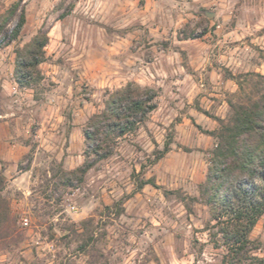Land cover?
Here are the masks:
<instances>
[{
  "label": "rangeland",
  "instance_id": "obj_1",
  "mask_svg": "<svg viewBox=\"0 0 264 264\" xmlns=\"http://www.w3.org/2000/svg\"><path fill=\"white\" fill-rule=\"evenodd\" d=\"M17 1L0 0V16ZM39 30L41 80L22 87L16 50ZM227 72L264 76V0H20L0 30L1 194L13 219L0 264H223L208 207L188 211L177 196H198L207 132L240 96ZM128 82L153 89L156 107L82 179L69 175L87 158L88 118ZM136 178L157 187L136 191ZM248 237L264 258V215Z\"/></svg>",
  "mask_w": 264,
  "mask_h": 264
},
{
  "label": "trees",
  "instance_id": "obj_2",
  "mask_svg": "<svg viewBox=\"0 0 264 264\" xmlns=\"http://www.w3.org/2000/svg\"><path fill=\"white\" fill-rule=\"evenodd\" d=\"M20 0L13 3L0 16V30L18 9ZM25 23L22 8L18 20L5 43L15 39ZM47 35L41 30L22 48L16 50L14 76L20 86L34 87L41 80L38 69L44 59L43 48ZM240 91L238 99L228 100L230 115L224 120L216 117L218 128L207 132L215 142L209 152L204 180L198 186V196L177 197L191 211L190 202L208 207L220 245L226 249L223 264H264V258L252 254L249 233L257 220L264 215V76L255 72L232 74ZM253 79H256L252 82ZM251 88L248 93L245 85ZM156 92L128 82L122 88L109 93L104 109L91 115L83 129L85 154L81 165L69 172L80 179L93 166L94 161L112 155L117 140L134 132L156 107ZM171 137L162 150L154 151L151 163L159 160L168 150ZM93 157V160H91ZM145 185L157 187L153 179H135V190ZM5 177L0 172V239L11 229V211L1 191ZM164 195L170 191L164 190ZM215 235V236H216ZM218 246V244H215Z\"/></svg>",
  "mask_w": 264,
  "mask_h": 264
},
{
  "label": "built area",
  "instance_id": "obj_3",
  "mask_svg": "<svg viewBox=\"0 0 264 264\" xmlns=\"http://www.w3.org/2000/svg\"><path fill=\"white\" fill-rule=\"evenodd\" d=\"M24 224H25V225L27 224V220H26V219L24 220Z\"/></svg>",
  "mask_w": 264,
  "mask_h": 264
},
{
  "label": "water",
  "instance_id": "obj_4",
  "mask_svg": "<svg viewBox=\"0 0 264 264\" xmlns=\"http://www.w3.org/2000/svg\"><path fill=\"white\" fill-rule=\"evenodd\" d=\"M207 16H210L209 14H207Z\"/></svg>",
  "mask_w": 264,
  "mask_h": 264
}]
</instances>
